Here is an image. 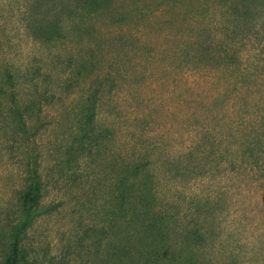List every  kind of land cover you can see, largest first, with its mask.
Returning <instances> with one entry per match:
<instances>
[{"label":"rangeland","instance_id":"1","mask_svg":"<svg viewBox=\"0 0 264 264\" xmlns=\"http://www.w3.org/2000/svg\"><path fill=\"white\" fill-rule=\"evenodd\" d=\"M40 2L67 21L75 0ZM214 2L107 0L51 45L34 39L28 19L36 0H0V71L6 63L41 66L68 88L43 111L31 146L47 210L28 232L33 263L107 264L94 240L112 220L114 177L150 155L157 208L177 228H202L198 264H264V158L256 160L264 137V0L243 8L240 23ZM232 24L239 36L230 35ZM222 41L236 44L242 64L228 65L216 47ZM94 88L102 94L97 125L109 128V139L71 170L63 150ZM10 133L0 132V232L26 161ZM117 222L120 239L132 232Z\"/></svg>","mask_w":264,"mask_h":264},{"label":"trees","instance_id":"2","mask_svg":"<svg viewBox=\"0 0 264 264\" xmlns=\"http://www.w3.org/2000/svg\"><path fill=\"white\" fill-rule=\"evenodd\" d=\"M40 1L36 0L35 10L29 15L28 21L35 33L34 39L51 45L66 39L70 29L78 30L86 19L102 11L107 2L84 0L79 5L75 0L73 7L68 9L69 24L53 8L45 9L46 5ZM214 1L225 9V14L240 23L245 21L244 9H249L254 0ZM232 26L230 35L235 36L238 34L235 29L237 24ZM235 45L222 41L216 46L220 48L219 54L227 59L228 65L243 63L242 52H238ZM67 89V83L60 74H54L41 66L16 68L6 63L0 71V132L11 127V141L26 153L15 202L7 210L0 232V264H35L30 258L28 232L37 216L47 211L42 206L46 183L40 173V155L30 151L36 141L43 111L56 98L62 99ZM94 89L79 103L73 133L63 150V163L71 170H75L87 156L98 155L101 149L105 150L104 146L109 139V128L101 129L97 125L100 112L98 102L102 94L101 90ZM257 145L260 146L256 155L259 162V155L264 158V137L258 139ZM248 150L252 151L251 148ZM149 157L145 155V163L135 160L125 167H118L114 177L115 193L111 198L109 217L112 220L99 228L94 240L97 259L106 263L104 260L108 258L107 264H198L194 252L205 243L202 228H177L169 220L170 215L157 208L153 163ZM144 171L145 181L142 182L139 176ZM118 219H121L124 226H128L124 233L132 229L131 233H125L121 239L117 234L121 231ZM177 246L187 251H173V247Z\"/></svg>","mask_w":264,"mask_h":264}]
</instances>
